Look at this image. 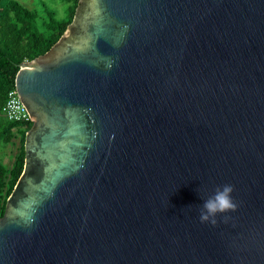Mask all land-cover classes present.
I'll use <instances>...</instances> for the list:
<instances>
[{
    "label": "water",
    "instance_id": "1",
    "mask_svg": "<svg viewBox=\"0 0 264 264\" xmlns=\"http://www.w3.org/2000/svg\"><path fill=\"white\" fill-rule=\"evenodd\" d=\"M15 84L0 264H264V0H79Z\"/></svg>",
    "mask_w": 264,
    "mask_h": 264
},
{
    "label": "trees",
    "instance_id": "2",
    "mask_svg": "<svg viewBox=\"0 0 264 264\" xmlns=\"http://www.w3.org/2000/svg\"><path fill=\"white\" fill-rule=\"evenodd\" d=\"M31 8L20 0H0V142H13L19 134L20 146L11 166L0 163V217L25 164L26 132L33 124L9 120L2 108L9 90L16 87L15 80L20 63L45 53L61 37L72 21L79 0Z\"/></svg>",
    "mask_w": 264,
    "mask_h": 264
},
{
    "label": "clouds",
    "instance_id": "3",
    "mask_svg": "<svg viewBox=\"0 0 264 264\" xmlns=\"http://www.w3.org/2000/svg\"><path fill=\"white\" fill-rule=\"evenodd\" d=\"M233 191L234 186L231 184L217 186L214 193L203 200L199 211V221L216 226L218 215L236 211L238 205L232 196Z\"/></svg>",
    "mask_w": 264,
    "mask_h": 264
},
{
    "label": "built area",
    "instance_id": "4",
    "mask_svg": "<svg viewBox=\"0 0 264 264\" xmlns=\"http://www.w3.org/2000/svg\"><path fill=\"white\" fill-rule=\"evenodd\" d=\"M2 115L9 120L24 123L32 120L29 110L21 99L16 87L9 90L2 108Z\"/></svg>",
    "mask_w": 264,
    "mask_h": 264
},
{
    "label": "rangeland",
    "instance_id": "5",
    "mask_svg": "<svg viewBox=\"0 0 264 264\" xmlns=\"http://www.w3.org/2000/svg\"><path fill=\"white\" fill-rule=\"evenodd\" d=\"M25 5L34 8H42L43 2L47 1L49 5H54L55 3H59L61 9L63 10L66 5L62 0H20ZM20 146V136L19 134L14 138L13 142L4 144L0 142V163H5L11 166L15 160L16 154L19 150Z\"/></svg>",
    "mask_w": 264,
    "mask_h": 264
}]
</instances>
